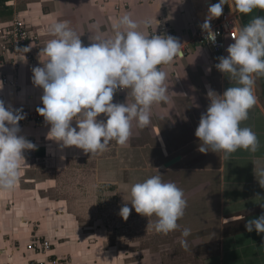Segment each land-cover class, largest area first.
Returning a JSON list of instances; mask_svg holds the SVG:
<instances>
[{
    "label": "clouds",
    "instance_id": "clouds-1",
    "mask_svg": "<svg viewBox=\"0 0 264 264\" xmlns=\"http://www.w3.org/2000/svg\"><path fill=\"white\" fill-rule=\"evenodd\" d=\"M225 4L244 15L257 8L264 10V0H219L210 5L200 28L212 43L218 33L212 30L210 21L222 15ZM143 25L148 28L150 21L145 20ZM91 27L99 30L96 24ZM139 29L140 24L124 14L113 22L112 36L97 35L84 46L68 21L50 24L48 34L53 38L39 53L46 59H41L42 67L32 68V83L43 89V107L36 111L50 125L49 140L57 141L61 148L75 146L91 154L105 151L113 140L123 146L132 134L133 121L145 128L150 124L151 106L168 102L166 73L159 66L182 58L183 44L171 35L150 36ZM31 48L30 44L17 49L21 60H26L24 53ZM226 51L228 55L218 57L215 68L238 86L228 87L222 95L209 88L210 104L195 130L199 152L222 151L225 158L239 149L255 153L259 148L256 133L240 124L248 119L249 109L257 103L256 76L264 75V17L256 16L239 29ZM125 89L130 90L133 102L129 103L127 98L126 103H113L115 92ZM101 114L105 120L97 119ZM24 118L20 110L11 106L6 109L0 100V191L15 188L21 169L27 165L24 152L36 148L20 135L18 122ZM74 118L75 127L71 125ZM253 171L264 188V167H254ZM130 196L136 213L156 217L155 224L149 220L147 228L154 227L157 233L165 235L177 229V221L187 206L183 191L175 183L164 182L159 175L132 185ZM130 211L125 205L118 214L127 220ZM245 229L264 233V213L247 221ZM189 235L187 228L181 233L180 244L185 249Z\"/></svg>",
    "mask_w": 264,
    "mask_h": 264
},
{
    "label": "crops",
    "instance_id": "crops-1",
    "mask_svg": "<svg viewBox=\"0 0 264 264\" xmlns=\"http://www.w3.org/2000/svg\"><path fill=\"white\" fill-rule=\"evenodd\" d=\"M122 1L124 0L0 1V27L20 16L38 37L37 43L29 51L34 57L32 65L21 60L20 52L8 53L0 58V77L5 74L18 80L15 89L3 85L0 89V100L6 107H43V89L32 83V68L43 66L41 59L46 58L40 57L39 53L51 39L48 28L52 22L68 21L69 26L79 32L84 46H88L92 43L91 39L99 34L102 37L112 36L113 22L124 14L130 15L140 24V31L151 36L164 22L161 18L166 10L165 20L172 26L175 37L183 44L184 55L159 67L166 73L168 102L151 106L150 124L145 128H139L137 122L133 121L132 134L138 130L144 132L148 127L164 155L181 152V161H184L183 151L192 149L193 157H203L197 161L200 166H193V172L201 177V190L204 191L203 195L197 194L201 197L195 202L202 200L206 209L204 218L211 226L216 225L214 229L221 228L223 233L220 237L221 254L208 261L209 264H264V233L257 234L255 230L247 232L245 229L247 221L264 213V207H261L264 205V188L258 183L253 171L254 167H264V75L256 76L254 94L257 103L249 109L248 119L240 124L256 133L258 150L253 153L239 149L227 158L222 151L199 152L196 146L199 139L195 136V130L201 114L206 112L210 104L207 97L209 88L222 95L228 87L238 86L235 80L229 79L215 68L219 62L217 58L226 57V49L234 41L226 38V47L221 52H215L209 46L195 42V35L201 29L200 25L205 20L209 6L219 0H155L153 4L149 0L148 5H139L136 2L130 9H127L130 5L126 1L132 0H125L127 8L121 7ZM223 11L232 10L225 4ZM232 12L237 15L239 29L247 26L256 16L264 17V10L259 8L247 15L235 11L234 7ZM145 20L150 21V26L142 30ZM106 22L110 24L107 30L103 28L95 33L96 30L91 27L93 24L104 27ZM157 35H161L159 30ZM3 44L0 37V47ZM209 68L211 71L207 72L206 69ZM127 98L129 103L133 102L130 90L125 89L124 92L114 94L112 102L126 103ZM97 119L99 120V116ZM71 125L76 126L75 118ZM19 127L20 135L35 144L36 148L24 152L27 165L21 169L15 188L11 191H0V264H28L31 258L46 259L49 255L59 257L62 264H82L67 261L59 251V245L49 235H45L52 240V249L48 254H36L28 250L31 236L38 232H32L33 228L22 206L25 203L22 197H28L39 186L33 175L38 169L35 165L37 161L66 160L81 149L75 146L61 148L60 143L49 140L47 134L50 125L45 120L42 127L35 126L33 122H26ZM185 135L188 137L184 138ZM217 232L211 233V236Z\"/></svg>",
    "mask_w": 264,
    "mask_h": 264
},
{
    "label": "rangeland",
    "instance_id": "rangeland-1",
    "mask_svg": "<svg viewBox=\"0 0 264 264\" xmlns=\"http://www.w3.org/2000/svg\"><path fill=\"white\" fill-rule=\"evenodd\" d=\"M148 1H126L130 5L127 8L124 0L121 7L130 9L136 2L148 5ZM150 2L153 4L155 0ZM163 14L166 16V10ZM164 15L161 14V19L165 22ZM108 26L106 22L95 33L103 28L107 30ZM158 30L154 31L156 35ZM105 119L104 114L99 116V120ZM43 123V117L33 121L38 127ZM133 132L123 146L113 140L103 152L91 154L81 149L66 160L37 161L38 169L33 175L39 186L27 193L28 197H22L32 232L49 235L71 263L209 264L208 261L221 254L222 230L214 229L216 225L211 226L204 218L206 209L202 200L195 202L201 197L197 194L203 195L204 191L193 166L203 157H193L192 149L185 150L184 161L164 167L181 152L164 155L148 127L144 132ZM197 143L199 147L200 141ZM154 175L161 176L164 182L175 183L187 201L177 229L166 235L157 233L154 227L147 228L149 220L155 224L156 217L136 213L130 203L131 186ZM125 205L131 209L127 220L118 214ZM185 228L190 229V235L185 238L187 249L180 244ZM216 231L212 237L211 233Z\"/></svg>",
    "mask_w": 264,
    "mask_h": 264
},
{
    "label": "built area",
    "instance_id": "built-area-1",
    "mask_svg": "<svg viewBox=\"0 0 264 264\" xmlns=\"http://www.w3.org/2000/svg\"><path fill=\"white\" fill-rule=\"evenodd\" d=\"M210 24L212 30L218 33L216 42L212 43L206 40L207 33H203L201 29L195 35V42L200 45H207L215 52H221L226 47V38H230L234 41L237 35L239 30L237 15L232 11H223L222 15L219 18L211 20ZM161 25L159 30L161 35H171L175 37V32L167 21L163 22ZM0 37L4 41V44L0 47V58L8 55V53H18V48L22 49L30 44L34 46L38 41L37 35L31 32L25 19L20 16H16L8 25L0 27ZM182 51L184 52L185 49L182 48ZM25 57L26 61L32 65L34 61L33 54L27 52L25 53ZM0 82L4 86L13 89L18 86V80L15 77H8L5 74L0 77ZM119 92H121V90H117L115 93ZM7 108L8 107H6V109ZM11 108L13 110H20L21 114L25 117L18 122L19 125L26 122L38 121V119L42 117L35 109L30 107L18 108L12 106ZM27 248L36 254L46 255L51 251L52 243L50 239L44 235L35 234L31 236ZM28 264H62V261L59 257L49 255L46 259L31 258Z\"/></svg>",
    "mask_w": 264,
    "mask_h": 264
},
{
    "label": "water",
    "instance_id": "water-1",
    "mask_svg": "<svg viewBox=\"0 0 264 264\" xmlns=\"http://www.w3.org/2000/svg\"><path fill=\"white\" fill-rule=\"evenodd\" d=\"M182 159V156H177V157H175V158H173V159H171V160H169V161H167L166 163H165V167H170V166H172V165H174L175 163H177L178 161H180Z\"/></svg>",
    "mask_w": 264,
    "mask_h": 264
},
{
    "label": "trees",
    "instance_id": "trees-1",
    "mask_svg": "<svg viewBox=\"0 0 264 264\" xmlns=\"http://www.w3.org/2000/svg\"><path fill=\"white\" fill-rule=\"evenodd\" d=\"M0 1H2V0H0Z\"/></svg>",
    "mask_w": 264,
    "mask_h": 264
}]
</instances>
